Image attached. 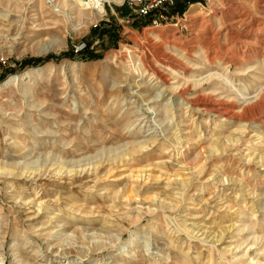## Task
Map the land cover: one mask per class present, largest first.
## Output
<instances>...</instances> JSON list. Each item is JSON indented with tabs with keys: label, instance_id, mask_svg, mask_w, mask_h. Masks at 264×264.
I'll return each instance as SVG.
<instances>
[{
	"label": "rangeland",
	"instance_id": "obj_1",
	"mask_svg": "<svg viewBox=\"0 0 264 264\" xmlns=\"http://www.w3.org/2000/svg\"><path fill=\"white\" fill-rule=\"evenodd\" d=\"M97 2L0 0V264H264V0Z\"/></svg>",
	"mask_w": 264,
	"mask_h": 264
},
{
	"label": "built area",
	"instance_id": "obj_2",
	"mask_svg": "<svg viewBox=\"0 0 264 264\" xmlns=\"http://www.w3.org/2000/svg\"><path fill=\"white\" fill-rule=\"evenodd\" d=\"M192 0H144L139 7L136 16L147 18V24L151 27L157 26H175L176 28H184L180 25L181 18L173 10L176 4H187ZM197 2H212L214 0H193Z\"/></svg>",
	"mask_w": 264,
	"mask_h": 264
},
{
	"label": "bare ground",
	"instance_id": "obj_3",
	"mask_svg": "<svg viewBox=\"0 0 264 264\" xmlns=\"http://www.w3.org/2000/svg\"><path fill=\"white\" fill-rule=\"evenodd\" d=\"M94 2H95V4H94V10H97L98 8H99V6H98V0H93ZM103 1V0H102ZM191 7H194V6H191ZM100 11V10H99ZM191 11V10H190ZM19 78L18 77H10V78H8L7 80H5L2 84H0V91L1 90H3V89H7V88H9V87H11V86H14V85H16L17 84V80H18ZM215 109H217V112L218 111H224L225 113H226V111H225V109H219V108H215ZM227 114V113H226Z\"/></svg>",
	"mask_w": 264,
	"mask_h": 264
},
{
	"label": "trees",
	"instance_id": "obj_4",
	"mask_svg": "<svg viewBox=\"0 0 264 264\" xmlns=\"http://www.w3.org/2000/svg\"><path fill=\"white\" fill-rule=\"evenodd\" d=\"M83 58L84 59H93V55L91 53L87 54V55H83ZM49 59V57H46V58H37V59H28V60H23L22 62H20V66L21 65H39L41 63H44L45 61H47Z\"/></svg>",
	"mask_w": 264,
	"mask_h": 264
}]
</instances>
